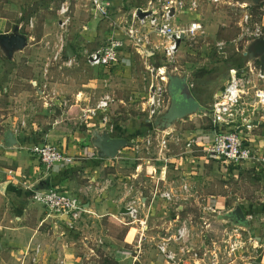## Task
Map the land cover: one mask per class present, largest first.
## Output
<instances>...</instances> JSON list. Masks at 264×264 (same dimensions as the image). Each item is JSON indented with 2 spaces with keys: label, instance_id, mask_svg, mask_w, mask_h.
<instances>
[{
  "label": "rangeland",
  "instance_id": "374dc122",
  "mask_svg": "<svg viewBox=\"0 0 264 264\" xmlns=\"http://www.w3.org/2000/svg\"><path fill=\"white\" fill-rule=\"evenodd\" d=\"M21 1L0 0V16H7L13 22L20 20ZM64 1L66 0L45 2L30 20L27 30L29 45L16 56L18 68L13 72L10 92L0 94V131L5 126L14 124L22 133L30 131L35 134L60 125L70 131L79 130V137L85 139L87 146H94L92 139L96 128L110 124L115 133L120 131L122 134L119 136L128 138L133 143L129 146L132 148L126 146L117 157L107 158L108 161L103 163L107 165H101L99 182L92 183L102 186L105 180H109L108 188L117 196L119 204H123L128 195L140 194L147 197L144 212L149 215L150 227L142 241V252L139 256L142 263L137 260L131 264H155V258L158 256L152 237L169 224L175 208L151 197L150 190L154 182L151 181V171L147 164L144 163L146 167L140 172L136 171L138 162L143 163L138 157L154 156L157 151V141H154L148 153L143 140L149 135H156L153 120L148 117L144 108L150 84L157 82L159 66H175L178 69L176 73L185 72L190 77L202 78L215 69L227 70L233 61L243 59L241 66H233L230 69H238L239 77L250 78L258 87L264 88V80L258 76L259 62L250 59L247 52L257 29L264 31V0L201 3L196 12L197 17L192 20L203 23L206 26L204 32L186 39L177 51L173 63H168L159 50L154 51V54H140L134 46L128 45L121 64L107 68L91 66L87 61V53L106 44L110 37H123L125 33L121 22L136 7L144 5L146 0H111L114 6L110 19L96 18L90 0H68L71 20L67 26L61 27L58 9ZM30 3L34 6L35 0ZM246 14L249 15L247 23L244 21ZM62 39L65 45L63 57L61 60H55L54 54ZM68 44L75 50L72 64L65 63L69 59L65 55ZM5 61L6 56L0 50L2 67ZM153 67L155 70H152ZM31 79L48 83L46 93L37 92L30 82ZM53 82L60 83L65 91L55 90ZM80 90L83 95L80 96L82 100L78 101L75 94ZM107 92L115 97L109 111L99 110L96 114H88L85 117L83 109L95 107L99 98ZM65 100L67 104L63 102ZM7 106H11L9 110L12 118L6 122L2 119L3 114L8 112ZM104 116L109 119L104 121ZM181 121L178 120L174 125L180 124ZM197 124L210 128L211 118L208 115H197L191 125ZM174 127L171 130L173 135H176ZM170 144L172 150L179 154L181 146L175 141ZM137 145L139 148H136ZM96 150H93L94 153ZM194 154L190 159L183 158L184 163L171 159L168 176L175 180L187 178L204 196H225L231 206L235 202L240 203L242 196L253 198L256 195L255 190L264 187V167L261 171L254 172L255 177H250L246 170L239 166L229 165L214 158L206 159L200 152ZM185 155H177L175 159L179 160ZM88 175L90 174L78 173L73 184V189L77 192L80 190L86 201L93 197V192L85 193L91 181ZM188 205L187 209L197 213V202L193 201ZM117 217L122 218V215L98 217L90 212L84 215L79 228L71 229L79 239L75 245L81 257L78 264H113L111 259L114 256L113 251L117 248H128L133 255L136 254L135 247L139 244L140 234L132 225L123 224ZM125 217L128 219V216ZM220 227L218 223L213 224V236L220 233ZM197 232L196 241H199L203 234L200 230ZM248 250L255 253L251 246H248ZM256 257L257 264H263L259 255L253 257V260L255 261ZM248 264L252 262L249 261Z\"/></svg>",
  "mask_w": 264,
  "mask_h": 264
},
{
  "label": "built area",
  "instance_id": "2783aa9c",
  "mask_svg": "<svg viewBox=\"0 0 264 264\" xmlns=\"http://www.w3.org/2000/svg\"><path fill=\"white\" fill-rule=\"evenodd\" d=\"M201 3H240L238 0H146L142 6L136 7L121 22L125 35L123 37H110L106 44L87 53V61L91 66L113 67L120 65L123 56L126 55L128 45L134 46L140 54L151 53L159 50L168 63H173L181 44L192 36L201 35L205 25L196 22V12ZM93 15L98 19H110L114 3L111 0H90ZM69 1H64L58 9L61 16V27L69 24ZM246 14L244 21L248 22ZM22 25V24H21ZM264 34L258 28L253 41ZM180 41V42H179ZM64 42L56 49L55 60L63 57ZM150 50H153L151 52ZM66 64H72L73 57H68ZM164 60V61H166ZM259 62V61H258ZM152 70H155L153 67ZM177 67L169 68L167 65L157 69V82L150 84L149 94L145 104V110L150 119H154L163 112L169 97L166 93L167 72L176 73ZM258 76L264 80V72H261L260 63ZM39 91L46 93L47 83H39L36 79L31 81ZM189 86L193 82L188 80ZM67 104V101H63ZM115 97L107 92L98 100L93 108L83 109L85 117L88 114H96L99 110L108 112L114 104ZM211 117L213 139L207 144H201L195 138H189L185 142L182 154L200 152L203 157L221 160L229 165H242L253 161L256 157L254 149L245 143V133H250L264 120V88L258 87L250 78L239 77L238 69L232 68L229 72L227 83L215 94L212 106L209 108ZM104 121L108 120L104 116ZM146 150L150 153L154 141L156 154L143 156L138 159L150 167V177L154 186L151 191L153 199L165 201L168 206H173V218L169 224L163 227L161 232L153 236L157 254L168 264H244L251 261L257 264L255 256H261V246L256 237L250 234V230H242L230 224L224 225L216 222L213 216L220 212L214 195H202L196 185L185 177L178 180H167L169 166L170 142L179 143L181 138L173 135L172 130L161 131L156 128V135L145 137ZM136 148H139L137 145ZM40 160L48 167L54 165L66 166L73 163L74 157L59 149L52 143H42L30 148ZM264 159V158H263ZM161 162L159 170L158 163ZM142 162L137 165L136 170ZM159 173V175H158ZM163 182V184H162ZM109 180H105L102 186L90 181L85 193L100 195L108 188ZM83 192V189H81ZM83 194V193H82ZM32 199L47 209L48 214L54 218L62 219L68 229H77L85 214L91 211L81 197L72 195L57 187L32 188ZM197 202V213L187 209L188 204ZM147 204L143 195H128L124 199V212L117 217L125 225H132L140 234L139 244L135 247L134 258L140 261L143 237L146 236L149 225V215L144 212ZM128 216V219L125 217ZM127 219V220H126ZM252 219L251 215L248 220ZM221 225L220 233L213 236V224ZM200 228V229H198ZM197 230L202 232L201 240L196 241ZM247 232V234L245 233ZM102 242V240L100 241ZM251 246L255 253L248 250ZM42 245L36 244L30 258L31 264H40ZM251 253V254H250ZM131 251H118L114 254L115 260H126ZM63 262V261H62ZM64 263V262H63ZM65 264V263H64ZM246 264V263H245Z\"/></svg>",
  "mask_w": 264,
  "mask_h": 264
},
{
  "label": "crops",
  "instance_id": "0c3cea01",
  "mask_svg": "<svg viewBox=\"0 0 264 264\" xmlns=\"http://www.w3.org/2000/svg\"><path fill=\"white\" fill-rule=\"evenodd\" d=\"M39 9L40 8H38V10ZM38 10L33 12L31 19ZM23 13L24 10L22 9V15ZM13 23L22 24L19 20L13 22L9 17L1 15L0 32L10 31L11 27L9 28V25L12 26ZM26 34L28 35V33ZM18 52L15 53L12 62L6 58L4 67L0 64V94H2V92H10L11 78L13 72L18 68L17 62L15 61ZM237 62H239V60L233 61L227 70L215 69L202 78L195 76L190 77L189 75V80L193 82V91L201 103L206 106L207 112H198L195 115L183 119L180 124L177 123V125H174L173 131L181 138V141L178 143L181 146V151L179 154L176 153V151L172 150L173 147H171L170 144V160L174 158L173 160L184 163L183 158L190 159V157H194V153L187 152L186 155L182 158L180 157L179 160L175 159V156L182 155L181 152L185 148V142L189 138H195L204 145L212 141V126L208 128L203 127L201 124L191 125L192 120L197 115H208L210 117L208 111L214 101V94L227 83L229 69L233 66H241L243 64L238 65ZM32 80L33 79H31L30 82ZM36 80L43 84L42 81ZM52 85L56 88L55 90L61 89L65 91L60 83L53 82ZM34 88L37 92L44 94V92L39 91L38 88ZM82 95L83 92L81 90L76 92L75 96L78 101L82 100V97H80ZM9 108H11V106H7L6 111L8 112L3 114V121L7 122L12 118ZM89 124L91 125V123ZM107 125V127L96 129L100 131L107 130L113 136L122 134L120 131L115 133L114 127L111 129L110 124ZM7 128H12L19 139V143L14 147H6L4 145L3 137ZM79 134V130L70 131L69 129L62 128L60 125L48 131L35 134L30 133V131L22 133L15 128L14 124H9L0 131V264H31L30 258L33 249L38 243L42 245L40 264H78L80 261V254L75 247L79 239L77 238L78 236L76 237L75 232L67 228L64 220H57L52 215H49L47 209L43 208L41 204L32 199V188L43 179H49L54 187L81 197L89 210L98 217H104L106 215L115 217L123 213L122 209L124 205L117 202V196L112 193L110 188H105L100 195H93L89 201L84 199L80 190L77 192L73 189L74 180L78 177V173L83 172L84 174H90L88 177L92 181L100 180L101 165L108 161L107 158H102L98 155L94 146H87L85 139H81ZM81 136L83 137L84 135L82 134ZM245 140V143L254 149L256 157L253 161L237 166L245 169L247 174L251 177L252 175L254 176L255 171H261L264 167V163H262L264 162V120L261 121V125L250 133H245ZM42 143H52L62 151L72 155L74 157L73 163L66 166L54 165L52 168H48L40 158L30 150L32 146ZM128 148L132 147L128 146ZM93 150H96V153H94ZM139 163L140 162H138L137 165H139ZM161 164V162L158 163L159 170ZM103 165L106 166L107 164ZM143 167H146L144 163H142L140 168L136 171L140 172V170H143ZM227 169L229 170L228 167ZM167 180L171 181L175 180V178L169 177L167 172ZM151 181L153 182V179H151ZM5 183H7V185H5ZM153 186L154 185H152V188ZM255 194L253 198L249 196L240 197L241 202L239 204L245 211L247 219L250 215L252 217V219H249L251 224L250 234L256 237L259 245L263 248H261L262 252L259 259L264 264V187H262L261 190H255ZM212 195L215 196V202L220 211H225L232 207L228 204V200L225 196ZM145 198L147 199V197ZM253 199H255L256 202H253ZM163 202L166 203L165 201ZM107 237L110 236L107 235ZM125 250L130 251L128 248H117L113 251V254ZM156 255L158 257L155 258V264H168L157 253ZM113 257L114 256H112V258ZM133 257L134 255H130L126 260L122 261L115 260L114 258L111 260L113 264H131L132 261H137ZM138 262L142 263L141 259Z\"/></svg>",
  "mask_w": 264,
  "mask_h": 264
},
{
  "label": "water",
  "instance_id": "95a60500",
  "mask_svg": "<svg viewBox=\"0 0 264 264\" xmlns=\"http://www.w3.org/2000/svg\"><path fill=\"white\" fill-rule=\"evenodd\" d=\"M180 42V41H179ZM29 44L28 35L22 31L21 24L13 23L10 31L0 32V49L8 60L13 61L14 55L18 51L24 50ZM247 52L250 59H256L260 63L261 72H264V34L248 45ZM66 57H74L75 50L71 45L65 49ZM166 93L169 97L166 109L153 119L154 126L161 131L169 130L178 120L186 119L198 112H207L189 86V75L187 73H166ZM261 125V122L255 121ZM6 147H14L19 143L16 132L12 128H7L3 137ZM92 143L97 148L98 155L102 158H115L120 151L133 143L126 137L113 136L107 130L96 129L93 133ZM7 185V183H5ZM122 212H127L123 207ZM213 219L216 222L242 230H249L250 221L247 219L245 211L238 202L225 211L217 212Z\"/></svg>",
  "mask_w": 264,
  "mask_h": 264
},
{
  "label": "trees",
  "instance_id": "16d2710c",
  "mask_svg": "<svg viewBox=\"0 0 264 264\" xmlns=\"http://www.w3.org/2000/svg\"><path fill=\"white\" fill-rule=\"evenodd\" d=\"M30 1L31 0H22L19 3L21 9L24 10V13L21 16L19 22L23 24L22 25V31L25 33H27L33 12L37 11L38 8L43 6V4H45V2H47L48 0H35L34 6L31 5L33 3H30ZM243 61H244L243 59H239V62H237V64L241 65L243 63ZM229 72H230V70H229ZM52 187H54V185H53V183H51V181L49 179H43L34 188L37 189V188H52Z\"/></svg>",
  "mask_w": 264,
  "mask_h": 264
}]
</instances>
